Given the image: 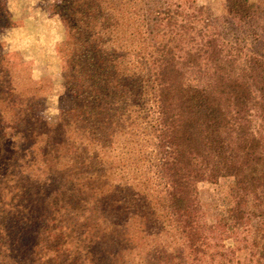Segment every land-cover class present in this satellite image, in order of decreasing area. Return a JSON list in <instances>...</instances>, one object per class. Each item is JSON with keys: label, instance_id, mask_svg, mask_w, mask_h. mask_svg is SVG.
<instances>
[{"label": "trees", "instance_id": "16d2710c", "mask_svg": "<svg viewBox=\"0 0 264 264\" xmlns=\"http://www.w3.org/2000/svg\"><path fill=\"white\" fill-rule=\"evenodd\" d=\"M104 4L98 72L56 122L0 90V264H264V0ZM223 177L208 222L197 184Z\"/></svg>", "mask_w": 264, "mask_h": 264}, {"label": "rangeland", "instance_id": "374dc122", "mask_svg": "<svg viewBox=\"0 0 264 264\" xmlns=\"http://www.w3.org/2000/svg\"><path fill=\"white\" fill-rule=\"evenodd\" d=\"M194 1L207 7L213 17L225 13V0ZM69 3L80 12L73 19L78 26L75 34L66 19ZM108 18L104 0H0V90L6 91L8 84L15 97L32 99L29 109L56 122L70 96L91 87L99 69V52H104L100 26ZM4 165L0 157V177ZM232 183L231 177H223L197 184L208 222L223 214Z\"/></svg>", "mask_w": 264, "mask_h": 264}]
</instances>
